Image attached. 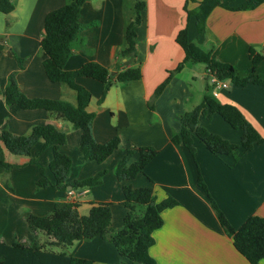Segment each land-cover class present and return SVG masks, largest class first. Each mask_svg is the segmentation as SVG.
Masks as SVG:
<instances>
[{
	"label": "crops",
	"instance_id": "0c3cea01",
	"mask_svg": "<svg viewBox=\"0 0 264 264\" xmlns=\"http://www.w3.org/2000/svg\"><path fill=\"white\" fill-rule=\"evenodd\" d=\"M11 1L14 9L7 16L13 22L10 28L5 29L6 17L0 13V43L4 45L0 51V131L24 136L34 126L50 124L66 138L59 151L71 159L68 182L83 181L99 172H104V176L99 186L89 189L65 192L52 187L39 189L36 186L39 171L28 162L33 159L50 177L51 147L42 151V144L38 143L30 158L6 153V162L17 167L6 170L0 166V242L32 243L34 237L27 231L25 219L30 215L48 216L56 203L67 201L78 205L80 216L88 214L92 202L110 204L112 228L118 231L126 215L122 188L151 187L157 202L171 197L178 203L162 212L163 224L152 235L154 244L149 255L155 264H249L224 233L209 198L235 230L252 216L264 220V146L255 145L249 152L238 149L236 157H217L197 141L191 154L182 145L172 144L170 139L180 129V117L197 106L204 94L222 105L238 108L264 139V87L253 84L238 87L225 82L227 87L219 88L211 78L205 89L208 78L205 65L186 63L171 76L153 102L152 110L147 103L157 87L183 62L184 54L175 39L186 24L190 42L205 52L211 51L217 62L232 65L239 73L247 71L251 67L248 51H264V3L252 10H237L245 0H219L230 9L217 7L202 24L196 25L193 16L187 19L186 0H135L145 4L136 28V57L118 65L114 58L123 44L127 19L122 12L123 1L86 0L78 21L87 28L74 43L65 70L75 71L94 62L112 75L137 66L142 72L141 80L110 88L101 103L98 100L104 89L102 84L85 78L77 81L91 95L87 112L94 115L95 142L103 144L113 138L120 141L118 149L97 165L83 159L79 150L81 132L70 124L57 121L43 111H21L5 105L2 93L11 74H15L20 92L29 99L76 104L73 91L46 78L40 46L45 16L70 0ZM193 1L186 7L189 12L201 0ZM94 22L97 25L90 27ZM9 52L22 60L21 69ZM256 74L264 77V62L258 65ZM199 124L239 146L240 132L219 116L213 115L209 120L201 117ZM138 147H152L157 155L143 174L120 183L114 177L115 169L128 149ZM137 158L134 155L131 162ZM198 177L209 198L198 186ZM37 239L47 240L43 233H38ZM68 249V252L64 250L67 254L94 264H134L122 258L112 244L100 239L77 241Z\"/></svg>",
	"mask_w": 264,
	"mask_h": 264
},
{
	"label": "trees",
	"instance_id": "16d2710c",
	"mask_svg": "<svg viewBox=\"0 0 264 264\" xmlns=\"http://www.w3.org/2000/svg\"><path fill=\"white\" fill-rule=\"evenodd\" d=\"M86 0H70L64 6L45 16L40 46L44 54L42 67L46 78L53 84H60L75 93L76 104L71 105L64 101L47 99H29L19 90L15 82V74L8 77L3 90V99L6 106L16 107L21 111H43L49 117L66 122L74 130L81 132L79 150L84 160L101 165L119 147L118 138L98 144L92 134L94 115L87 112L91 100L90 93L81 87L77 81L85 78L96 81L104 86L102 95L98 100L101 103L107 91L121 84H128L141 80L140 66L126 68L112 75L105 67L94 63H86L75 71H66L65 65L72 54V47L78 40L81 31L87 26H81L78 18L82 5ZM193 0H186L185 11L187 19L193 16L196 25L202 24L210 12L221 7L230 9L219 0H201L194 11H187L186 7ZM264 0H245L237 10H252L263 4ZM134 16L124 25L123 44L117 51L114 62L128 61L136 57V28L141 21V13L145 8L142 2H135ZM14 7L11 0H0V13L8 16ZM94 22L89 26H96ZM10 23L6 21V29ZM176 44L181 48L183 62L171 72L167 79L157 87L147 106L152 110L153 102L159 97L168 85L171 76L178 72L184 64H204L207 70L206 88L211 78L219 82H229L238 87L253 84L264 87V77L256 74L257 67L264 62V51L258 53L252 49L248 51L251 67L239 73L229 64L217 62L212 52H205L190 42L188 27L177 34ZM4 45L0 43V51ZM16 60L19 69L22 60L14 53H8ZM211 85H213L211 83ZM213 115L219 116L230 128L240 132L239 146L233 145L223 138L210 133L200 126L201 117L209 120ZM178 133L170 139L174 145H182L191 154L195 152L194 142L202 144L210 153L217 157L233 155L238 156V149L249 152L255 145H263L264 139L257 130L245 119L238 108L232 105H222L212 97L204 94L201 102L190 111L184 113L180 119ZM41 143V150L48 147L52 149V160L48 166L50 177L33 159L30 165L38 168L40 178L36 186L39 189L52 187L65 192L68 187L72 191L93 188L102 182L104 172H99L83 181L68 182L71 169V159L60 153V147L66 143L65 135L50 124L34 126L27 135L15 136L6 130L0 131V166L6 170L17 167L6 162V153L12 156L30 158L32 149ZM137 155V160L131 162ZM157 151L152 147H138L128 149L119 161L115 176L120 183L134 180L143 174L146 166L155 158ZM198 186L207 194V189L200 177ZM123 207L126 215L120 230L112 229L111 205L107 203H90L87 215L80 216L78 205L74 202H58L48 216L30 215L25 219L27 231L33 235L34 241L29 244L15 242L10 245L0 242V264H94L93 261L77 258L67 254L64 250L77 241L100 239L109 242L118 254L134 264H155L149 255V249L154 244L153 233L162 224L161 214L166 209L174 208L177 201L168 197L157 202L151 187L132 189L129 186L122 188ZM210 207L214 211L224 233L231 238L235 250L243 256L249 264L264 263V220L258 216L248 218L238 229H233L224 216L209 198ZM140 209H143L140 211ZM43 233L46 241L40 242L37 234ZM56 249V251H55ZM119 264H126L124 262Z\"/></svg>",
	"mask_w": 264,
	"mask_h": 264
},
{
	"label": "rangeland",
	"instance_id": "374dc122",
	"mask_svg": "<svg viewBox=\"0 0 264 264\" xmlns=\"http://www.w3.org/2000/svg\"><path fill=\"white\" fill-rule=\"evenodd\" d=\"M123 1V5H122V12H123V14L126 16V22H127V24L129 23V21H130V19L131 18H133V16H134V8H133V6H134V4H135V0H122ZM133 1V5H131V2ZM6 17V20H5V29H6V21H8L9 23H10V26H12V24H13V22L11 21V20H9V19H7V16H5ZM10 26L8 27V28H10ZM7 28V29H8ZM122 62L123 61H120V62H117V64L118 65H122ZM200 66H202V64H200ZM189 110H191V109H189ZM13 157H15V156H13ZM11 169H14V168H11ZM38 169V168H37ZM115 173V172H114ZM114 177H115V175H114ZM122 207H123V205H122ZM124 210H126L125 208H124ZM143 209H140V211H142ZM113 229V228H112ZM114 231H117V230H114ZM44 237H45V235H44ZM46 238V237H45ZM67 249V252L69 251V249L68 248H66ZM66 252V253H67Z\"/></svg>",
	"mask_w": 264,
	"mask_h": 264
},
{
	"label": "built area",
	"instance_id": "2783aa9c",
	"mask_svg": "<svg viewBox=\"0 0 264 264\" xmlns=\"http://www.w3.org/2000/svg\"><path fill=\"white\" fill-rule=\"evenodd\" d=\"M214 82L217 84V86H218L219 88H226V87H227V85H226L225 82H219V81H217V80H215V79H214Z\"/></svg>",
	"mask_w": 264,
	"mask_h": 264
},
{
	"label": "water",
	"instance_id": "95a60500",
	"mask_svg": "<svg viewBox=\"0 0 264 264\" xmlns=\"http://www.w3.org/2000/svg\"><path fill=\"white\" fill-rule=\"evenodd\" d=\"M67 190H68V191H70V190H71V188H70V187H68V188H67Z\"/></svg>",
	"mask_w": 264,
	"mask_h": 264
}]
</instances>
